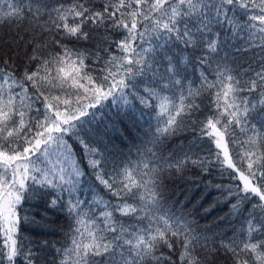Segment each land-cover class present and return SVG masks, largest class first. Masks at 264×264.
Returning a JSON list of instances; mask_svg holds the SVG:
<instances>
[{
	"label": "snow or ice",
	"instance_id": "snow-or-ice-1",
	"mask_svg": "<svg viewBox=\"0 0 264 264\" xmlns=\"http://www.w3.org/2000/svg\"><path fill=\"white\" fill-rule=\"evenodd\" d=\"M87 3L72 0L49 8L46 0H8V11H0V22L30 17L40 35L53 32L59 37L42 43H36L39 35L33 37V53L22 75L17 76L7 60L0 67V264H15L20 256L34 264L31 241L19 229L22 220L39 221L21 217L20 209L25 202L50 195L49 189L56 195L47 207L59 206L72 221L61 264H175L172 253L177 246L181 264H202L194 253L208 237L198 231L190 212L169 203L163 185V173H182L188 157L173 162V153L162 154V141L199 109L195 98L205 91L212 96L213 111L200 122L201 136L214 144L216 151L209 154L220 165L221 176L227 174L233 183L197 178L195 192L203 184L202 199L220 193L212 207L231 204L221 219L239 218L244 207L259 198L220 247L232 254L235 264H264V0H104L99 11ZM45 14L48 18L41 24ZM89 24L93 29L85 31ZM225 24L233 35L247 37L243 51L260 50L254 61L259 71L249 67L241 73L217 61L214 79L201 72L200 87L189 84L185 93L181 66L190 62L186 49L202 48L205 55L197 62L209 64L221 46L219 33L212 35L213 26ZM102 27L122 38L104 36L108 46L98 44L94 52L75 47ZM180 44L184 48L177 52ZM173 89H179L178 94ZM253 93L259 94L258 100ZM109 98L119 121L136 115L133 101L156 111L147 142L152 147L138 149L137 160L111 169L105 154L92 146L116 122L93 111ZM258 107L262 111L254 117ZM69 140L83 148L95 180L114 199L105 200L94 188L92 200L80 199L84 172ZM200 167L209 174L207 165ZM64 194L68 198L61 203ZM163 247L169 255H157Z\"/></svg>",
	"mask_w": 264,
	"mask_h": 264
},
{
	"label": "trees",
	"instance_id": "trees-1",
	"mask_svg": "<svg viewBox=\"0 0 264 264\" xmlns=\"http://www.w3.org/2000/svg\"><path fill=\"white\" fill-rule=\"evenodd\" d=\"M7 2L0 5V11H8ZM15 2V0H13ZM104 0H88L87 6L93 8L94 10H101ZM49 8L55 7L58 4H64L65 6L72 3V0H46ZM35 8V5H33ZM244 10H239L238 12L243 13ZM231 14V13H230ZM47 14L43 16L40 21L42 24L44 20H47ZM35 21L31 18H25L22 22L12 20H4L0 22V67H4V61H8V67L10 69H15L17 76L22 75L25 68L28 66V58L33 53V45L30 41L33 37L40 36V39L36 43H42L45 40L51 41L52 39H58L53 32H48L45 35H40V29L34 27ZM93 29L92 25H88L85 31ZM219 33L218 39L221 43L218 53L212 54L210 56V63L200 65L197 62L198 56L205 55L202 48L186 49V53L190 58V62L182 65L181 76L184 78V90L185 93L189 87V84L193 89L199 88L202 81L200 79L201 72H204L210 80L214 79V69L216 67L217 61H223L228 63L233 69L243 73L244 70L249 67L253 71H259L258 63L254 62L259 54V49H248L243 51L247 47L246 39L247 37L237 33L233 35L231 31L228 30L227 24L223 27L219 25L213 26L212 35L215 36ZM111 35L113 39L119 40L122 38L121 33L107 32L102 27L98 31H91V38L88 42H80L75 45L78 48H87L91 51H96V46L98 44L101 47H107V43L103 42V37ZM22 37V39H21ZM72 46V45H70ZM147 46V45H145ZM113 51H115V46H112ZM184 48L182 44L177 45L176 49ZM52 50H58L52 48ZM241 50V51H238ZM104 58L107 59V54H103ZM35 67V65H32ZM247 79L248 77H243ZM138 80L142 79L137 77ZM144 84H148V78H143ZM141 84V94H143V86ZM154 86V85H150ZM214 91V90H213ZM173 92L178 94L179 89H173ZM171 95L172 93H167ZM247 95V93H245ZM253 97L257 100L259 99L258 93H253ZM212 96L208 94L207 91L202 92L199 97L195 98L196 104L199 105V109L194 112L191 116H185L183 118L182 124L176 129L174 134L168 135L163 139V155L167 156L169 153L174 154V160L184 159L188 157V163L186 164L182 173H177L175 170L165 171L163 173V185L164 192L169 203H176L177 207H183L185 212H190L191 219L195 221L196 226H198V231L202 236L208 237V239L201 240L200 246L196 248L195 255L199 256L202 264H235L234 257L231 253L225 252L223 248L220 247L221 240H227L229 237L233 236V231L239 229L241 226V221L244 216L248 214L251 209L252 204L258 201V197L252 200L251 203L244 207V213L239 218L232 215H228L227 218L225 214L229 213L231 204L227 202L216 203L212 207L214 200L220 196L219 192H212L211 195L202 199L204 193L203 184H200V191L195 192L196 183L194 181L197 178L202 179L205 183L208 180H212L214 184L229 185L233 183L230 181L227 174L221 176L220 165L215 162L214 156L209 154V150L214 153L215 146L207 136H201L200 129L202 127L201 121H205L206 118L212 114L213 105L211 103ZM137 113L135 116L131 115L124 118L123 121H119L115 117L116 106L112 104L111 98L102 101V105H98L97 111L99 114L103 112L105 118L108 119L112 117L114 121V127L108 130L107 135L98 136L96 139L99 143H93V147H98L101 152L105 154L107 158L108 167L111 169L113 164L117 166H123L128 160H137V150L142 152L149 147H152L150 143H147L151 133L149 129L154 131L156 126V111L153 108H145L140 105L138 101H133ZM152 103H155L153 101ZM131 113V110L128 109ZM262 109L257 108L256 112L253 113L254 117L259 116ZM143 113V118H138L140 113ZM113 120L109 122L112 123ZM255 122V120H254ZM67 138V137H66ZM72 143L75 150L76 159L84 172L81 177V187L79 189V197L82 200L88 201L93 199L94 188L100 196H103L105 200L114 199L111 197L110 193H107L103 189L102 185L95 180L93 170L88 166V157L85 156L84 150L81 146L76 144L73 140H69ZM98 158V157H97ZM196 160L198 163L196 165L192 164L191 161ZM200 163L207 165L210 169L209 174L205 175L202 173ZM244 167H247V162L244 163ZM38 187V186H37ZM50 195L40 198L39 200H32L30 202H25L20 209V216H28L30 219L34 217L39 224H31L26 222H21L20 235L31 241L30 247L33 252L34 264H61L63 259V249L69 246V229L72 223L67 212H62L60 207L49 209L47 207L48 201L56 195L55 192L48 190ZM226 194V193H225ZM67 194H64L63 201L67 200ZM183 201L184 205L179 202ZM235 203V200H232ZM87 207V205H85ZM96 207V205H93ZM208 209L209 211H205ZM102 210V207H101ZM99 214L98 211L96 213ZM126 224L133 223L127 218H121ZM2 242V241H0ZM207 245L206 247L204 245ZM61 251H57V250ZM28 249L25 248V251ZM214 250V251H213ZM163 253L165 256L169 255V250L167 247H163L157 253L160 255ZM172 259L175 264H181L179 261V246L174 253H172ZM15 264H26L23 256L16 258Z\"/></svg>",
	"mask_w": 264,
	"mask_h": 264
}]
</instances>
